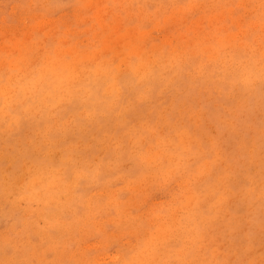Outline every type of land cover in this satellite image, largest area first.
<instances>
[{"label":"clouds","instance_id":"clouds-1","mask_svg":"<svg viewBox=\"0 0 264 264\" xmlns=\"http://www.w3.org/2000/svg\"><path fill=\"white\" fill-rule=\"evenodd\" d=\"M0 264H264V0H0Z\"/></svg>","mask_w":264,"mask_h":264}]
</instances>
